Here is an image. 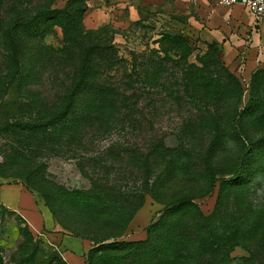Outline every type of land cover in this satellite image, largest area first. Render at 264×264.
Wrapping results in <instances>:
<instances>
[{
	"label": "trees",
	"instance_id": "16d2710c",
	"mask_svg": "<svg viewBox=\"0 0 264 264\" xmlns=\"http://www.w3.org/2000/svg\"><path fill=\"white\" fill-rule=\"evenodd\" d=\"M52 1L21 8L12 0L0 13V44L15 84L30 94L27 100L35 108L29 129L51 127L57 139L81 142L86 128L107 130L128 119L126 86L108 80L124 59L99 37L104 28L83 30L81 0H67L62 8L51 7ZM54 26L62 31L60 47L43 41ZM166 44L163 54L146 59L139 74L150 87L188 96L192 113L181 121L179 145L169 147L149 135V144L138 151L141 184L120 199L95 189L71 191L64 207L71 224L58 218L42 194L48 209L63 228L92 241L86 264H231L219 244L220 231L229 225L235 227L231 239L246 241L249 255L243 261L264 264V224L256 225L264 210L259 216L257 204L249 201V181L264 174V68L251 72L248 99L241 105V82L219 56L218 42L208 43L191 62L187 38L168 35ZM169 50L178 56L171 57ZM173 66L176 74L169 77ZM50 83L58 86L55 101L38 95L48 94ZM202 135L206 142L198 144ZM217 181L214 207L205 214L195 197L213 192ZM181 182L186 186L169 188ZM145 193L164 203L159 216L147 226L145 238L120 239ZM227 210L232 212L222 216Z\"/></svg>",
	"mask_w": 264,
	"mask_h": 264
},
{
	"label": "rangeland",
	"instance_id": "374dc122",
	"mask_svg": "<svg viewBox=\"0 0 264 264\" xmlns=\"http://www.w3.org/2000/svg\"><path fill=\"white\" fill-rule=\"evenodd\" d=\"M17 1L23 8L32 4L34 6L43 0ZM11 2L12 0H0V13H4ZM66 2L67 0H53L51 7L62 8ZM81 2L85 7L81 18L83 30L104 28V32L98 34L99 37L104 44L114 48L118 57L124 59L109 71L108 80L127 88V120L120 122L119 119L107 130L86 128L83 141L72 139V143L70 140L57 139L51 127L30 130L37 115L35 108H31L27 100L30 94L15 84L11 66L8 67V63L4 61L5 50L0 44V189L2 185H23L48 207L42 195L44 194L58 218L68 224L71 221L66 217L64 207L65 199H69L71 191L95 189L99 194H106V197L120 199V195H127L136 186H140L143 173L138 164V151L149 144V135L155 139L162 138L166 146L179 145L177 133L181 121L192 113L188 96L166 94L167 90L150 87L139 74L146 59L155 58L157 53L163 54L162 50L168 45V35L177 34L188 39V62L196 61L207 50L208 43L218 42L219 56L241 82V105L248 99L251 72L264 68V19L251 18L238 5L228 9L232 18L225 21L222 15L227 14V11H224L218 0ZM214 18L218 20L214 21ZM221 26L220 40L209 41L201 35L202 30H209V36L215 34V30ZM43 41L52 47H60L63 44L61 28L54 26L44 35ZM168 53L173 58L178 56L174 50H169ZM176 67L168 68L169 77L176 74ZM48 81H51L50 78ZM48 88V94L38 95L55 101L60 95L57 94V84L50 83ZM206 138V135H202L198 144L206 142ZM250 164L252 163H249V167ZM183 183H173L169 188L176 191ZM218 187L217 181L213 192L195 197L205 214L210 213L214 207ZM11 195L12 193L6 192L7 197L10 198ZM250 199L253 204H257L256 209L261 216L259 211L264 210V174L259 173L249 181V201ZM163 204L151 193H145L143 204L135 212L120 239L145 238L147 226L159 216L158 211L163 208ZM232 211H223L222 216L225 212L230 214ZM234 216L237 217V214ZM257 217H254V221ZM261 223L264 224V216L259 218L256 225ZM57 224L63 233L75 237L68 229L58 222ZM241 227L245 228V224ZM220 232V250L227 251L230 263L246 264L242 259L249 255L244 245L246 241L231 239L235 227L225 226ZM79 238L81 237L76 236L75 240L79 242ZM81 239L90 241L92 245L91 240ZM0 264L68 263L57 247L34 234L23 216L0 199Z\"/></svg>",
	"mask_w": 264,
	"mask_h": 264
},
{
	"label": "crops",
	"instance_id": "0c3cea01",
	"mask_svg": "<svg viewBox=\"0 0 264 264\" xmlns=\"http://www.w3.org/2000/svg\"><path fill=\"white\" fill-rule=\"evenodd\" d=\"M223 9L224 11H227V14L222 15L226 21L231 17L232 13H229L230 8L228 7H223ZM242 10L252 18V16L243 8ZM216 19L218 20V18H214V21ZM224 22L223 24H225ZM222 28L223 26L215 30V34H211L212 36H209V30H202L201 35L209 41L213 39L220 40L219 37L220 34H222ZM1 187L0 199L8 207L18 211L23 216L34 234H38L40 237L57 247L60 250L61 256L68 264H86L85 253L90 247V241L79 238L80 240L77 242L75 240L76 236L74 237L70 234L63 233L48 207L42 201L40 202L39 198L33 195L27 188H25V186L2 185ZM6 192L12 193L10 198L6 196ZM72 249L76 251H73Z\"/></svg>",
	"mask_w": 264,
	"mask_h": 264
},
{
	"label": "built area",
	"instance_id": "2783aa9c",
	"mask_svg": "<svg viewBox=\"0 0 264 264\" xmlns=\"http://www.w3.org/2000/svg\"><path fill=\"white\" fill-rule=\"evenodd\" d=\"M223 7L240 5L255 20L264 19V0H218Z\"/></svg>",
	"mask_w": 264,
	"mask_h": 264
}]
</instances>
